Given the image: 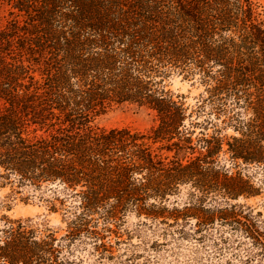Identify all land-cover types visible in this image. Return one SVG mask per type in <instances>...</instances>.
<instances>
[{"label": "trees", "instance_id": "16d2710c", "mask_svg": "<svg viewBox=\"0 0 264 264\" xmlns=\"http://www.w3.org/2000/svg\"><path fill=\"white\" fill-rule=\"evenodd\" d=\"M0 1L10 8L0 26L2 185L58 182L81 197L83 209L110 217L133 209L178 218L181 210L167 201L183 183L252 194L230 182L237 178L218 157L264 164V9L257 0ZM197 67L210 85L188 111L168 82ZM124 103L154 110L157 123L146 132L95 125ZM207 105L216 118L230 115L196 122L202 129L194 143L186 121ZM228 124L238 135L222 134ZM158 149L186 154L170 158ZM27 227L5 221L0 264L57 262L55 239Z\"/></svg>", "mask_w": 264, "mask_h": 264}, {"label": "rangeland", "instance_id": "374dc122", "mask_svg": "<svg viewBox=\"0 0 264 264\" xmlns=\"http://www.w3.org/2000/svg\"><path fill=\"white\" fill-rule=\"evenodd\" d=\"M257 1L264 9V0ZM9 19L10 8L0 1V26ZM211 65L213 72L221 67ZM188 74L174 72L168 88L183 95L191 111L206 96L210 84L198 67ZM210 109L207 105L205 111H195L186 121L194 130V143L202 129L196 122L213 117L220 123L221 117L230 115L228 111L216 118ZM156 123L154 110L135 103L113 105L95 120L101 128L131 127L144 132ZM208 131L212 133L213 128ZM222 134L229 137L238 132L228 124ZM196 149V153L202 151L199 145ZM158 151L170 158L186 154ZM218 161L230 177L237 178L230 182L250 186L252 194L233 197L222 188L202 190L183 183L167 201L170 209L181 210L178 218L171 210L157 218L133 209L113 217L102 208L86 211L80 205L81 197L72 196L58 182H45L40 187L0 183V233L5 221L22 220L41 237L50 234L58 258L50 264H264V164L233 161L225 152Z\"/></svg>", "mask_w": 264, "mask_h": 264}]
</instances>
